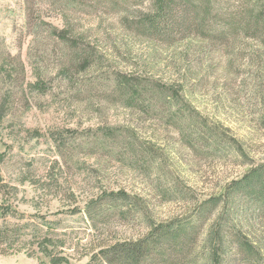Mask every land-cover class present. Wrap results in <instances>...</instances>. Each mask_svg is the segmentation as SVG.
Here are the masks:
<instances>
[{"label":"rangeland","instance_id":"1","mask_svg":"<svg viewBox=\"0 0 264 264\" xmlns=\"http://www.w3.org/2000/svg\"><path fill=\"white\" fill-rule=\"evenodd\" d=\"M163 1L167 25L173 10L175 18L172 32L157 35L145 24ZM32 7L57 31L65 20L74 45L83 54L96 47L99 61L57 67L61 48L49 42L46 67L32 69L23 2L0 0V41L24 63V85L39 71L43 83L0 132L8 185L0 199L56 229L70 264H88L173 219L192 223L182 264H211L209 254L225 242L235 258L238 239L254 245L245 264H264V206L244 210L225 195L199 212L264 166V0H33ZM119 192L132 199H113ZM97 200L100 216L82 218ZM0 264L49 258L23 251L0 255Z\"/></svg>","mask_w":264,"mask_h":264},{"label":"trees","instance_id":"2","mask_svg":"<svg viewBox=\"0 0 264 264\" xmlns=\"http://www.w3.org/2000/svg\"><path fill=\"white\" fill-rule=\"evenodd\" d=\"M24 6V30L25 34L32 38L31 44L27 48L26 59L32 69L36 67H46L45 56L48 54L47 44L51 42L53 46L61 48L59 65L57 67H93L99 61L96 47H92L89 53H84L81 48L74 45L72 26L64 20L62 29L56 28L45 21H42L32 7L33 0H22ZM159 7L158 15L150 17L145 26L148 32L157 35H165L172 32V22L175 18V10L172 11V22L167 25V3ZM167 26L169 27L167 29ZM41 27L44 32L50 35L49 38L42 37ZM185 27H183L184 29ZM18 39V45H22V39ZM48 39V40H47ZM91 45L86 42L82 47ZM79 58L75 54H80ZM54 64V63H53ZM38 70V69H37ZM35 80L29 85H24L25 66L19 55H11L0 41V132L4 133L6 126L16 110L28 109L31 105L28 101V94L36 92L42 85L40 71L35 75ZM126 86V85H125ZM26 88V90H25ZM22 106V107H21ZM10 115V116H9ZM8 187L0 177V191ZM16 190V187H11ZM227 195V199H232L241 204H245L244 210L251 209V205H258L257 208L264 206V166L260 165L247 171L240 179L234 181L223 190L218 197L211 198L199 212L208 209L209 206L216 204L222 196ZM115 198L121 202L130 201L129 195L121 192L114 194ZM109 198V197H107ZM7 202L0 199V255H10L23 252L28 257H34L37 252L45 254L49 258V264H70V257L65 255V243L57 245L59 235L56 229H43V226L30 219L17 216L13 208ZM6 204V205H5ZM248 206V207H246ZM102 200L96 202L89 201L82 209V218L100 216ZM254 211V210H253ZM80 213V212H79ZM74 213H71L73 215ZM249 216V215H248ZM254 218V217H253ZM252 218V219H253ZM255 219V218H254ZM185 219H173L165 224L152 226L149 233L142 239L122 241L115 243L107 249L100 250L98 255L93 256L88 262L92 264L97 260L100 264H182V254L190 246V226L192 223L185 222ZM42 228H40V226ZM236 247V257H229V252L234 250L232 244L225 242V251L220 248L216 254H209L211 264H245V255L253 252L254 245L244 239H238ZM36 248V249H34ZM61 248V249H60ZM60 249V251H58ZM63 249V250H62ZM36 250V251H35ZM209 252V251H208ZM54 253V255H53ZM227 253V255H225ZM97 256V257H96ZM247 261V260H246Z\"/></svg>","mask_w":264,"mask_h":264}]
</instances>
